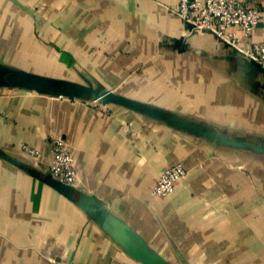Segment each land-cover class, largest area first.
Here are the masks:
<instances>
[{
  "label": "crops",
  "instance_id": "crops-1",
  "mask_svg": "<svg viewBox=\"0 0 264 264\" xmlns=\"http://www.w3.org/2000/svg\"><path fill=\"white\" fill-rule=\"evenodd\" d=\"M202 2L206 0H201ZM241 47L264 39V0ZM180 0H0V63L100 84L223 134L264 137V89ZM184 39L181 47L176 41ZM75 154L78 202L0 157V264H264V154L219 146L117 104L0 87V150L44 171ZM24 147L38 151L36 157ZM186 175L158 198L166 167Z\"/></svg>",
  "mask_w": 264,
  "mask_h": 264
},
{
  "label": "water",
  "instance_id": "water-1",
  "mask_svg": "<svg viewBox=\"0 0 264 264\" xmlns=\"http://www.w3.org/2000/svg\"><path fill=\"white\" fill-rule=\"evenodd\" d=\"M186 29L193 34L198 32H205L214 35L216 39L224 42L227 47L231 49V57L238 60L247 71L254 77L255 83L264 89V66L253 58L247 57L243 51L233 46L231 43L220 38L212 30H198L191 23L186 22ZM184 39L176 41V46L181 47ZM0 87L7 88H23L35 91L39 94L49 95L52 97L68 98L70 100L81 99L86 101H95L103 104H117L128 109L139 112L150 118H154L180 131L198 136L200 138L210 140L219 146H228L232 148L249 149L260 154H264V137H252L241 139L223 134L217 129H212L198 122L185 119L172 112L165 111L157 106L146 104L119 94L114 90H110L101 86L100 84L78 83L74 81L57 79L32 73L26 70L17 69L8 65L0 63ZM0 157L29 173L30 175L40 179L47 185L56 189L67 198L78 202L81 197L78 196V191L74 186L68 185L56 178L46 171L34 169L11 155L0 150ZM134 255L144 264H170L165 259L147 254L143 251H134Z\"/></svg>",
  "mask_w": 264,
  "mask_h": 264
},
{
  "label": "built area",
  "instance_id": "built-area-1",
  "mask_svg": "<svg viewBox=\"0 0 264 264\" xmlns=\"http://www.w3.org/2000/svg\"><path fill=\"white\" fill-rule=\"evenodd\" d=\"M178 16L195 26L198 30H212L220 38L231 43L264 66V39L258 42L247 43L241 47L240 39L229 28L240 29L249 37L258 28L261 21V10L258 7H247L238 0H180ZM52 162L44 171L54 178L76 187L78 178L75 170V154L66 142L59 137H52ZM24 152L36 157L37 150L24 147ZM186 175V170L180 164L166 167L160 173L153 188V194L158 198L171 195L178 181Z\"/></svg>",
  "mask_w": 264,
  "mask_h": 264
}]
</instances>
